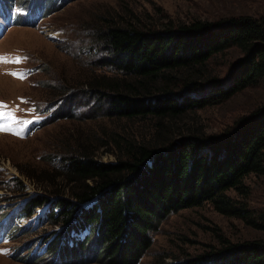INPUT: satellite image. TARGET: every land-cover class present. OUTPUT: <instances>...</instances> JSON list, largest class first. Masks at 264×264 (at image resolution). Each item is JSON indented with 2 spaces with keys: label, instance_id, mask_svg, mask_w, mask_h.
I'll return each mask as SVG.
<instances>
[{
  "label": "trees",
  "instance_id": "16d2710c",
  "mask_svg": "<svg viewBox=\"0 0 264 264\" xmlns=\"http://www.w3.org/2000/svg\"><path fill=\"white\" fill-rule=\"evenodd\" d=\"M125 12L103 13L86 24L90 43L101 53L91 62L97 68L72 84L63 79L57 86L40 85L47 89L43 102L73 110L67 118L83 120L85 111L98 108L114 124L101 135L61 137L50 150L57 157L47 164H20V174L41 192L28 191L16 178V192L24 198L0 210V241L10 236L14 217H31L41 208L39 221L53 229L38 240L59 264L80 257L91 240L97 259L137 264L152 245V231L172 212L203 203L264 232V208L254 209L247 198L250 176H264V103L214 134L202 130L197 118L200 110L264 87V12L181 23L148 22ZM230 49L240 56L222 76L210 63ZM46 119L25 123L23 134ZM101 148L114 161L102 160ZM171 264H264V238H223L206 253Z\"/></svg>",
  "mask_w": 264,
  "mask_h": 264
},
{
  "label": "rangeland",
  "instance_id": "374dc122",
  "mask_svg": "<svg viewBox=\"0 0 264 264\" xmlns=\"http://www.w3.org/2000/svg\"><path fill=\"white\" fill-rule=\"evenodd\" d=\"M39 1L0 0V57L5 58V62H0V115L7 117L0 123V127L7 129L0 131L1 212L23 201L24 197L16 192L17 177L23 179L28 191L41 192L20 174V164L30 167L47 164L52 155L57 157L50 150L59 144L61 137L79 131L101 135L103 128L115 122L103 110L98 114V108L85 111L83 120H73L66 116L73 110L51 107L41 99L47 93L40 86L42 82L50 87L69 79L72 84L71 80L97 68L91 62L101 53L90 43L88 23L103 13L109 17L120 13L128 16L127 10L136 12L139 19L159 23L213 21L264 12V0H66L65 3L46 0L45 6V1L42 6ZM239 56L238 51L230 49L213 58L210 67L225 76ZM86 58L89 65H85ZM263 103L264 87H250L221 104L200 110L198 125L208 134L221 132ZM88 106L85 105L86 109ZM40 115L48 116L47 122L24 135L23 125ZM99 153L102 160L114 161L115 157L106 148H101ZM247 183L250 206L264 208V176L251 175ZM231 194L238 196L234 191ZM42 213L41 208L31 217L13 218L15 224L10 236L0 242V264H59L58 257L47 253L44 240H38L53 229L48 221L44 224L39 221ZM151 234L152 245L137 264L181 261L206 253L210 245L220 244L223 238L233 243L264 238V232L246 226L239 218L217 212L210 203L172 212ZM87 246L80 257L68 258L67 264H107L102 257L97 259L94 240Z\"/></svg>",
  "mask_w": 264,
  "mask_h": 264
},
{
  "label": "snow or ice",
  "instance_id": "6c2138e0",
  "mask_svg": "<svg viewBox=\"0 0 264 264\" xmlns=\"http://www.w3.org/2000/svg\"><path fill=\"white\" fill-rule=\"evenodd\" d=\"M0 62H5V58L4 57H0ZM16 62H19V59H17ZM14 75H16V74L14 73ZM21 78H23V77H21ZM4 130H7V129L5 127H0V131H4Z\"/></svg>",
  "mask_w": 264,
  "mask_h": 264
},
{
  "label": "bare ground",
  "instance_id": "6f19581e",
  "mask_svg": "<svg viewBox=\"0 0 264 264\" xmlns=\"http://www.w3.org/2000/svg\"><path fill=\"white\" fill-rule=\"evenodd\" d=\"M12 82V81H11Z\"/></svg>",
  "mask_w": 264,
  "mask_h": 264
}]
</instances>
